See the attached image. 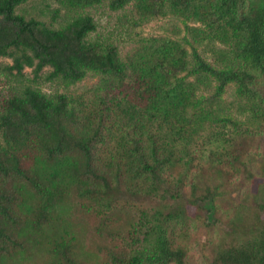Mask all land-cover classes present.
<instances>
[{"label":"trees","instance_id":"trees-1","mask_svg":"<svg viewBox=\"0 0 264 264\" xmlns=\"http://www.w3.org/2000/svg\"><path fill=\"white\" fill-rule=\"evenodd\" d=\"M28 1L0 0V58L13 59L9 70L22 75L30 67L38 77L50 68L47 79L67 85L96 73L120 87L131 81L135 89L131 101L113 100L107 109L100 100L90 113L67 94L47 95L31 86L4 102L0 264H187L185 244L161 227L147 232L139 247L126 248L122 241L137 234L127 224H98L105 243L93 250L86 246L89 224L69 223L66 215L73 195L111 210L116 199L137 193L140 178L169 184L167 174L178 165L193 167L181 156L183 141L199 136L207 126L232 125L238 130L239 121L221 104V97L233 84L245 99L253 93L249 86L264 80V0H109L113 11L132 4L138 24L172 14L216 31L225 43L234 44V59L224 67L208 63L197 51L192 63L186 47L171 39H155L122 60L114 43L92 39L97 32L92 16L80 15L55 29L17 13ZM55 1L74 10L105 2ZM202 75L217 82L207 97L189 81ZM250 110L261 115L258 106ZM143 121L155 123L156 129ZM163 128L170 131V140L162 139ZM229 158L234 169L242 155ZM229 172L220 165L213 173ZM205 173V167L198 168V178ZM196 190L194 183L189 202L195 218H215L217 193L197 196ZM183 207L176 205L175 214L168 212L173 215L167 218L183 220L188 216ZM87 208L95 212L97 223L102 214ZM259 208L264 210V205ZM240 228L245 236L222 246L211 264H264V224Z\"/></svg>","mask_w":264,"mask_h":264},{"label":"rangeland","instance_id":"rangeland-1","mask_svg":"<svg viewBox=\"0 0 264 264\" xmlns=\"http://www.w3.org/2000/svg\"><path fill=\"white\" fill-rule=\"evenodd\" d=\"M17 13L40 20L55 29L80 15H90L97 24V32L91 36L92 39L114 43L122 60L150 46L155 39H171L184 45L192 63L194 51L218 67H224L234 59V44L225 43L221 34L202 23L170 14L138 24L132 4L124 10L113 11L109 0H105L102 5L90 9L74 10L55 0H29L18 8ZM13 64L10 57L0 58V114L4 102L28 86L38 88L47 95L67 94L77 106L81 104L80 109L86 113L98 107L100 100L104 101L107 109L113 100L131 101L130 95L135 89L131 81L120 87L96 73H89L75 85H67L61 80L49 81L50 68L36 77L34 68L25 67L22 75L16 70H9ZM189 81L197 84L202 97L212 95L217 87L214 79L203 75L200 79L193 77ZM249 88L253 93L244 99L236 85L231 84L221 97V104L239 121L238 130L232 125L225 128L207 126L199 136L183 141L181 156L185 162L191 160L193 167L188 170L184 165H178L173 173L167 174L171 181L169 184L140 178L135 186L137 193L116 199L111 210L98 202L73 195L71 211L66 219L75 225L89 224L86 246L96 250L97 243H105V238L103 240L96 230L98 224H111L113 227L127 224L137 234L122 241L126 248L139 247L147 232L161 227L168 235L185 244L187 264H211L222 246L245 236L240 225L252 226L259 221L263 225L264 210L259 205H264V80ZM254 106L260 108L261 115L257 116L250 110ZM143 124L151 129L157 127L155 123L150 125L143 121ZM170 137V131L163 128L162 139L170 140ZM107 140L114 142L110 138ZM111 148L108 147L109 150ZM239 155H242L241 161L233 169V159L229 157ZM220 165L230 171V178L228 174L213 173ZM202 167H205L206 173L198 178V168ZM194 183L197 185V196H203L208 191L217 193L215 218L206 217V214L202 215L206 217L204 219L195 218L196 209L189 202L193 197ZM176 205L184 206L188 212L183 220L167 218L175 214L172 211ZM87 206L102 214L97 223H93L96 221L93 217L95 212L89 211Z\"/></svg>","mask_w":264,"mask_h":264}]
</instances>
